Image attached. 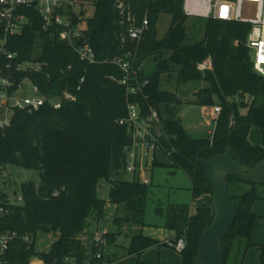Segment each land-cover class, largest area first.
Segmentation results:
<instances>
[{
  "label": "trees",
  "instance_id": "trees-1",
  "mask_svg": "<svg viewBox=\"0 0 264 264\" xmlns=\"http://www.w3.org/2000/svg\"><path fill=\"white\" fill-rule=\"evenodd\" d=\"M78 1L95 9L83 25L96 52V63L82 61L66 42L59 40L56 31H45L36 8L26 10L30 24L10 40V48L19 51L22 59L38 55L48 63L39 77L45 93L57 96L67 90L76 96L74 101L64 100L58 109L48 103L35 113L18 112L12 126L0 131V169L12 165L40 172L39 181L21 184L20 202L12 203L7 194L1 198L0 206L5 212L0 213V233L17 231L32 237L31 242H12L8 251L11 264H31L35 257L45 264H118L120 258L107 254L105 247L122 235L124 223L146 226L143 218L153 184L125 178L128 154L135 145L128 127L118 123L128 116L127 88L120 83L125 72L106 60L129 57L140 81L149 80L131 99L141 105L145 115L158 113L161 132L154 123L157 127L153 134L171 163L155 158L153 165L186 173L193 199L213 194L199 159H209L232 148L233 160L249 169L264 160V76L253 70L245 45L248 25L204 18V37L192 42L185 26L189 16L184 11V0ZM163 14L170 15L171 24L159 38L157 25ZM146 19L148 31L139 40L131 39V27ZM164 55H169L167 62L179 67V83H208L195 93L193 103L221 106L210 136L191 137L178 117L184 100L177 92L161 88V73L168 67L162 60ZM151 57L159 59V68L144 75L141 65ZM208 58L212 59L213 69L202 74L198 64ZM82 77L85 80L80 83ZM254 126L262 132V145L249 140ZM102 180L111 184L109 200L99 197ZM227 180L232 199L237 202V217L222 241L224 264H246L247 251L255 245L253 232L258 216L254 204L261 199L258 184L235 176ZM108 203L126 207V214L115 219L119 230L104 234V244H89L84 236L88 234L90 218L100 221ZM169 207L165 211L158 206L156 211L166 215L167 226L176 232L173 238L186 237L182 264H196L203 231L214 220V207L200 206L194 213L188 205ZM39 231L58 236L48 252L36 250L35 236ZM155 246L168 245L136 233L126 248V256L140 257ZM259 247V264H264V242ZM136 264L165 263L138 260Z\"/></svg>",
  "mask_w": 264,
  "mask_h": 264
},
{
  "label": "built area",
  "instance_id": "built-area-1",
  "mask_svg": "<svg viewBox=\"0 0 264 264\" xmlns=\"http://www.w3.org/2000/svg\"><path fill=\"white\" fill-rule=\"evenodd\" d=\"M92 7L78 0H0V131L12 126L18 112L35 113L48 103L58 109L64 100H76V96L67 90L57 96L45 93L39 77L44 75L48 63L40 60L38 55L32 59H22L19 51L10 48L11 38L21 34L31 22L26 10L36 8L42 16L44 30L56 31L54 33L58 34L59 40L66 42L82 61L92 64L97 62V55L86 37L83 25L92 17ZM184 11L188 16L248 25L245 45L249 50L253 70L264 76V0H184ZM148 29V19L139 25L134 24L129 30L131 39H141ZM106 62L119 66L125 72L120 83L127 88L128 116L119 119L118 123L126 125L133 134L135 145L129 154L140 147L147 156L150 149L155 154V150L160 148L153 134V128L156 127L154 123L159 121L158 113L145 115L141 105L134 98L131 99L142 91L149 80L140 81L138 70L129 57H115ZM198 68L212 70V59L199 63ZM47 77L50 78V75ZM84 80L82 77L80 83ZM220 111L221 106L214 107L215 114L218 115ZM127 170H135L133 162L129 160ZM18 199L21 201L22 196ZM3 212L5 208L0 206V213ZM18 239L32 241L30 235L21 236L17 231L0 233V264H11L8 251L12 242ZM104 242L101 236H97L94 241L98 245ZM165 242L179 252H183L187 245L185 235L169 238Z\"/></svg>",
  "mask_w": 264,
  "mask_h": 264
},
{
  "label": "rangeland",
  "instance_id": "rangeland-1",
  "mask_svg": "<svg viewBox=\"0 0 264 264\" xmlns=\"http://www.w3.org/2000/svg\"><path fill=\"white\" fill-rule=\"evenodd\" d=\"M91 7V5H89ZM94 7L90 8V14L93 16ZM171 24V17L168 14L160 16L158 22V37L162 38L166 34ZM190 41L197 42L204 37L205 19L198 16H189L185 23ZM151 57L141 65V70L144 75L153 74L159 68V59ZM169 55H164L162 60H166L168 67L163 69L161 73V88L170 92H177L179 97L184 100L181 107V112L178 117L181 119L188 134L193 138H205L210 136V131L213 130L211 122L207 119L201 106L194 104L195 93L201 88L207 87L208 83L204 81H189L179 83V73L172 62L168 61ZM205 74L208 70H200ZM139 69V71H141ZM140 73V72H139ZM246 112V109H243ZM158 121V130L161 132V125ZM157 127V126H156ZM249 140L255 145L263 144V135L258 127H252L250 131ZM153 157L160 161L170 164L169 156L163 152L162 149L157 148L155 154L150 149L149 156L142 151L141 147L136 148L133 153L128 154L129 162H133L135 170L125 172V178L133 181L140 180L144 183H152V193H150L147 200L145 214L143 221L146 226H133L131 223H124L122 235L116 238L114 244L105 247V252L111 256H117L120 260L118 264H136L138 260L156 263L162 262L166 264H182L183 257L181 252L169 246H155L146 250L139 257L137 255L126 256V248L129 245L131 237L136 233H144L145 235L154 237L159 240L166 241L169 237L175 236V230L169 228L166 223V215L162 216L157 213V207L161 206L167 211L170 205H188L191 208V213H194L197 207L213 206V194L211 196V203L208 199V194H204L199 198L193 199L191 192V180L181 170H173L169 167H154ZM6 171V173H4ZM40 172L38 170L22 169L16 166H8L5 169H0V201L2 195L7 194L12 203L20 202V187L26 181H39ZM111 188L110 182L107 180L100 181L99 197L105 200L109 199V191ZM126 214V207L123 205H116L108 203L106 205L105 215L97 221L95 218H90L88 226V234L85 241H90L93 244L97 236L103 237L108 232H117L119 225L115 219ZM84 236V237H85ZM58 238L53 233L44 231L37 232L35 236L36 250L38 252H48L51 245ZM236 245L238 241H236ZM241 245L245 246V241ZM257 244L255 243L254 247ZM253 247V248H254ZM237 247L234 252L236 253ZM254 250V249H250ZM234 253V254H235ZM250 252H248L249 254ZM249 259V261H248ZM32 261V260H31ZM247 264H255L256 259H250V254L246 260ZM36 264V263H35ZM40 264V263H39Z\"/></svg>",
  "mask_w": 264,
  "mask_h": 264
},
{
  "label": "water",
  "instance_id": "water-1",
  "mask_svg": "<svg viewBox=\"0 0 264 264\" xmlns=\"http://www.w3.org/2000/svg\"><path fill=\"white\" fill-rule=\"evenodd\" d=\"M199 161L204 165L205 178L213 189L215 216L201 236L196 264H224L222 241L237 217V202L232 199L227 179L235 176L248 183L263 185L264 160L249 169L233 160L232 148H229L224 154Z\"/></svg>",
  "mask_w": 264,
  "mask_h": 264
},
{
  "label": "crops",
  "instance_id": "crops-1",
  "mask_svg": "<svg viewBox=\"0 0 264 264\" xmlns=\"http://www.w3.org/2000/svg\"><path fill=\"white\" fill-rule=\"evenodd\" d=\"M201 108L203 109L207 119L211 122V124L213 126V130H214V127H215V124H216V120H217V116H218L217 114L214 113V107L201 106ZM213 130L210 131V135L212 134ZM249 136H250V134H249ZM252 144L255 145V143H252ZM257 192H258L259 198H261L260 200L256 201L255 204H254V212L258 216V220H257L258 224H257L256 229L253 232V239H254V242L257 245L254 248H252L254 250H250L249 249L247 251V255H246V260H247L249 254H250V259L251 260L252 259H256V263L255 264H259L260 263V247H259V245L264 242V184L263 185H258ZM207 197H208V199L210 200V203H211V196L208 195ZM87 232H88V230H87ZM86 237L87 236H85L84 238L86 239ZM172 237H174V236H172ZM172 237H169V238H172ZM166 239H168V238H166ZM162 241H164V240H162ZM88 242L90 243L89 240H88ZM248 252H250V253L248 254ZM246 260H245V263L247 264ZM248 261H249V259H248ZM35 263L36 264H39V263L40 264H45L41 259H39L37 257L33 258L32 261H31V264H35ZM147 263H149V262H147Z\"/></svg>",
  "mask_w": 264,
  "mask_h": 264
}]
</instances>
